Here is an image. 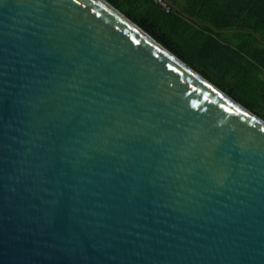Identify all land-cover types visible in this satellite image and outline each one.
<instances>
[{
  "label": "water",
  "instance_id": "95a60500",
  "mask_svg": "<svg viewBox=\"0 0 264 264\" xmlns=\"http://www.w3.org/2000/svg\"><path fill=\"white\" fill-rule=\"evenodd\" d=\"M0 264H264V120L107 0H0Z\"/></svg>",
  "mask_w": 264,
  "mask_h": 264
},
{
  "label": "trees",
  "instance_id": "16d2710c",
  "mask_svg": "<svg viewBox=\"0 0 264 264\" xmlns=\"http://www.w3.org/2000/svg\"><path fill=\"white\" fill-rule=\"evenodd\" d=\"M107 1L264 119L255 107L264 100V0H166L168 12L153 0Z\"/></svg>",
  "mask_w": 264,
  "mask_h": 264
},
{
  "label": "rangeland",
  "instance_id": "374dc122",
  "mask_svg": "<svg viewBox=\"0 0 264 264\" xmlns=\"http://www.w3.org/2000/svg\"><path fill=\"white\" fill-rule=\"evenodd\" d=\"M246 63V62H245ZM244 63V65H247V64H245ZM259 78H260V80L262 81V83H263V86H262V91L264 92V73L262 74H260L259 75ZM260 94H263L262 92L260 93ZM260 99H263V98H260ZM259 99V100H260ZM255 99L254 98H251V99H249V101H250V103H252V102H254V105H255V101H254ZM257 105V106H256ZM255 105V107H256V109H257V113H260V115H262V116H264V100L263 101H260V103L259 104H256ZM263 119V118H262ZM264 120V119H263Z\"/></svg>",
  "mask_w": 264,
  "mask_h": 264
},
{
  "label": "built area",
  "instance_id": "2783aa9c",
  "mask_svg": "<svg viewBox=\"0 0 264 264\" xmlns=\"http://www.w3.org/2000/svg\"><path fill=\"white\" fill-rule=\"evenodd\" d=\"M153 1L156 2L157 4H159L160 7L164 11L168 12L170 10V5H169V3L166 0H153Z\"/></svg>",
  "mask_w": 264,
  "mask_h": 264
},
{
  "label": "flooded vegetation",
  "instance_id": "af4514ba",
  "mask_svg": "<svg viewBox=\"0 0 264 264\" xmlns=\"http://www.w3.org/2000/svg\"><path fill=\"white\" fill-rule=\"evenodd\" d=\"M254 46V45H253Z\"/></svg>",
  "mask_w": 264,
  "mask_h": 264
}]
</instances>
